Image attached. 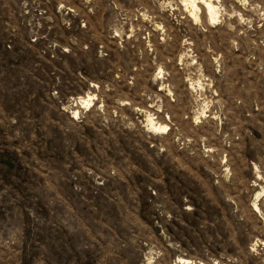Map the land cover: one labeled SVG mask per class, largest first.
I'll list each match as a JSON object with an SVG mask.
<instances>
[{
	"label": "rangeland",
	"instance_id": "374dc122",
	"mask_svg": "<svg viewBox=\"0 0 264 264\" xmlns=\"http://www.w3.org/2000/svg\"><path fill=\"white\" fill-rule=\"evenodd\" d=\"M217 2L0 0V264H264V0Z\"/></svg>",
	"mask_w": 264,
	"mask_h": 264
},
{
	"label": "bare ground",
	"instance_id": "6f19581e",
	"mask_svg": "<svg viewBox=\"0 0 264 264\" xmlns=\"http://www.w3.org/2000/svg\"><path fill=\"white\" fill-rule=\"evenodd\" d=\"M220 1L222 5L225 6L223 10L226 11L227 10L226 0H220ZM180 3L181 6H183L185 9H188V11L190 12V16L193 18V20L200 22L202 24L205 22L208 24L215 23L221 16L219 14L220 10L217 7V3H219L217 2V0H180ZM160 71H162V69ZM94 99H96L95 94H88L86 96L78 97L77 99H75V104L81 108H87L93 105L92 101ZM71 113H72L71 115L72 118H75L79 113L78 108L73 109ZM148 120L150 121L151 124H153V120L151 116L148 117ZM155 127L162 131H166L168 129L167 124L164 123L163 124L161 123L159 125L156 124ZM257 208H258L257 205L254 204V209L256 211H258ZM176 264H194V263L193 260L184 257H179ZM195 264H205V263H203L202 261H198Z\"/></svg>",
	"mask_w": 264,
	"mask_h": 264
}]
</instances>
